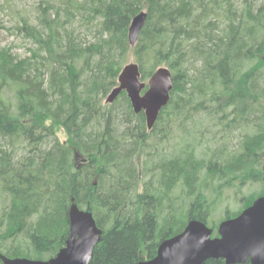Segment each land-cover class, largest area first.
<instances>
[{"label":"trees","instance_id":"trees-1","mask_svg":"<svg viewBox=\"0 0 264 264\" xmlns=\"http://www.w3.org/2000/svg\"><path fill=\"white\" fill-rule=\"evenodd\" d=\"M36 19L25 55L0 49V264L55 256L73 205L102 231L90 264H138L224 192L242 207L221 220L264 196V0H41ZM131 59L173 75L150 131L124 91L105 101Z\"/></svg>","mask_w":264,"mask_h":264},{"label":"water","instance_id":"water-1","mask_svg":"<svg viewBox=\"0 0 264 264\" xmlns=\"http://www.w3.org/2000/svg\"><path fill=\"white\" fill-rule=\"evenodd\" d=\"M147 19L141 11L132 19L129 41L136 45ZM148 88L143 92V90ZM174 88L172 73L167 67H159L148 82L141 80L139 65L126 64L116 86L106 102H113L126 91L134 112L144 111L148 129L154 126L160 111L165 107ZM70 235L57 255L49 260L29 258L5 259L4 264H90L94 248L101 238L92 212L73 205L69 211ZM212 228L206 222L191 220L185 229L163 241L153 259L139 264H206L209 259L223 258L227 264L246 262L264 264V199H258L237 217L223 221L219 237H212Z\"/></svg>","mask_w":264,"mask_h":264},{"label":"rangeland","instance_id":"rangeland-1","mask_svg":"<svg viewBox=\"0 0 264 264\" xmlns=\"http://www.w3.org/2000/svg\"><path fill=\"white\" fill-rule=\"evenodd\" d=\"M40 3L41 0H0V49L3 47L11 48V51L18 57H22L27 53L28 47L32 44L22 37L16 27L24 19L35 23ZM131 61L133 60L131 59ZM245 189L247 188L243 187V191ZM219 199L218 209L212 219L215 222L221 220L220 218L224 215L223 210L226 206H229L231 210L242 207V201H237L232 191L224 192ZM212 220L209 225L215 223ZM141 258H145L143 251L141 252Z\"/></svg>","mask_w":264,"mask_h":264},{"label":"flooded vegetation","instance_id":"flooded-vegetation-1","mask_svg":"<svg viewBox=\"0 0 264 264\" xmlns=\"http://www.w3.org/2000/svg\"><path fill=\"white\" fill-rule=\"evenodd\" d=\"M251 263V257L249 256L247 261L244 262V263H241V264H250ZM237 264H240V263H237Z\"/></svg>","mask_w":264,"mask_h":264}]
</instances>
